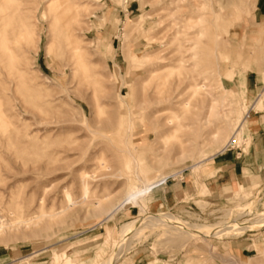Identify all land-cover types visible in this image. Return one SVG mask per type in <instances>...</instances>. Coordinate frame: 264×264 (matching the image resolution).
Here are the masks:
<instances>
[{"label":"rangeland","instance_id":"obj_1","mask_svg":"<svg viewBox=\"0 0 264 264\" xmlns=\"http://www.w3.org/2000/svg\"><path fill=\"white\" fill-rule=\"evenodd\" d=\"M66 1L0 0V264H264V0Z\"/></svg>","mask_w":264,"mask_h":264},{"label":"bare ground","instance_id":"obj_2","mask_svg":"<svg viewBox=\"0 0 264 264\" xmlns=\"http://www.w3.org/2000/svg\"><path fill=\"white\" fill-rule=\"evenodd\" d=\"M3 1V0H1ZM68 1V0H67ZM66 1V2H67ZM67 3H65L64 5H66ZM61 6V4H60ZM66 7V6H65ZM67 8V7H66ZM65 8V9H66ZM70 9V8H69ZM69 9H67L66 11H68ZM2 11V10H0ZM57 13V12H56ZM23 16V15H22ZM22 24V23H21ZM26 29V28H25ZM14 42V41H13ZM17 43V42H16ZM1 45V44H0ZM15 45V43H14ZM1 49V48H0ZM3 55V54H2ZM2 57V56H1ZM8 60V59H7ZM3 62V61H2ZM196 87V86H195ZM201 91L204 92V95L206 96H209L208 93H206V90H205V87L204 86H201ZM212 113H213V106L210 105L209 106V117H208V120H207V124L208 125H213L212 123ZM129 122V121H128ZM205 126V125H204ZM151 128V126H150ZM203 128V127H202ZM200 129V128H199ZM198 131H201V130H198ZM198 133V132H197ZM201 133V132H200ZM156 134V133H155ZM154 135V133H153ZM157 135V134H156ZM199 136V134H197ZM196 135V137H197ZM215 139V137H214ZM202 141V140H201ZM231 142V141H230ZM230 142L228 144H230ZM125 155L128 154L129 158H131L133 161H135L137 163V159L136 157L132 154V149L128 146L127 144V141L125 140ZM227 144V145H228ZM123 150V149H122ZM136 174V173H135ZM137 176V175H136ZM166 182V178H161L159 180H155V181H151V182H148V181H145V182H142V187L140 189H138L137 191H135L134 193L130 194L127 196V198L125 199V203H128V202H132V204L134 205H139V201L144 198L147 194H149L154 188L158 187V186H161L163 185L164 183ZM86 189V187H84ZM86 191L85 190V195L86 194ZM122 205V204H121ZM120 205V206H121ZM118 209V207H117ZM141 209L144 211L143 207H141ZM104 212V211H103ZM112 213V212H111ZM110 213V214H111ZM110 216V215H109ZM159 218H154L152 220H150L149 222H147L146 224L144 225H141L139 227V229L137 228H134L135 227V222H131V223H127L125 224L122 228H121V232L120 233V237L122 239V241H124L125 238H127V240H130L136 236H138L145 228L147 229H151V228H155V227H166V228H169V227H172V226H175V227H184L186 224H184L183 222H181L180 220H178L177 218H174L172 216H157ZM106 219V218H105ZM107 221V220H106ZM202 228V227H200ZM209 228L210 227H207L205 226V229L203 228L202 230L207 233H209L211 236H215V235H220L221 233H223L224 235L226 233L223 232V230H220V233L219 234H214V233H211V231H209ZM216 228V227H215ZM193 229V228H192ZM208 229V230H207ZM120 230V229H119ZM242 230V229H241ZM1 231V230H0ZM229 232V231H228ZM192 233L193 234H196V233H199V234H202V232H196L194 229L192 230ZM217 233V232H216ZM223 236V235H222ZM11 238V237H10ZM12 240V239H11ZM126 243V242H125ZM122 244V243H121ZM121 244L119 246L118 244V248L121 247ZM123 248V247H122ZM115 259L112 260V261H109L107 264H114L115 262Z\"/></svg>","mask_w":264,"mask_h":264},{"label":"crops","instance_id":"obj_3","mask_svg":"<svg viewBox=\"0 0 264 264\" xmlns=\"http://www.w3.org/2000/svg\"><path fill=\"white\" fill-rule=\"evenodd\" d=\"M262 1L263 0H261V3L263 4ZM262 8L264 9V5L262 6ZM246 85L247 88H250L248 81ZM257 132H261V136L257 137L258 140H255V143L251 145L248 152H243L241 155L243 158V160L241 161V170L243 174L242 183L245 185L251 184L253 179H257L258 177H260L262 172L264 171V129L260 128ZM256 135L257 133H255L252 138L255 139Z\"/></svg>","mask_w":264,"mask_h":264},{"label":"built area","instance_id":"obj_4","mask_svg":"<svg viewBox=\"0 0 264 264\" xmlns=\"http://www.w3.org/2000/svg\"><path fill=\"white\" fill-rule=\"evenodd\" d=\"M168 180H169V179H168ZM168 180H167V181H168ZM167 181L165 182V184L167 183Z\"/></svg>","mask_w":264,"mask_h":264}]
</instances>
